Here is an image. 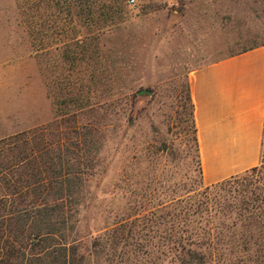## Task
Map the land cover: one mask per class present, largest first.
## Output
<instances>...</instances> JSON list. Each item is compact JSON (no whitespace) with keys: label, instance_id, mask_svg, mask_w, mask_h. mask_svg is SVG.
<instances>
[{"label":"rangeland","instance_id":"1","mask_svg":"<svg viewBox=\"0 0 264 264\" xmlns=\"http://www.w3.org/2000/svg\"><path fill=\"white\" fill-rule=\"evenodd\" d=\"M262 42L264 0H0V138L42 127L87 148L74 187L87 264H177L150 208L198 178L189 72ZM78 89L91 106L57 117L53 95ZM220 252L212 264H237Z\"/></svg>","mask_w":264,"mask_h":264},{"label":"trees","instance_id":"2","mask_svg":"<svg viewBox=\"0 0 264 264\" xmlns=\"http://www.w3.org/2000/svg\"><path fill=\"white\" fill-rule=\"evenodd\" d=\"M261 44L264 42L229 55ZM71 91L61 102L53 95L57 117L91 106L79 89ZM187 92L198 178L189 188L184 184L180 193L176 190L180 185L175 183L168 200L150 208L156 225H167L158 239L172 263L212 264L215 254L225 251L237 264H264V124L258 165L205 185L189 86ZM109 101L107 97L105 103ZM45 131L36 127L0 138V264L88 263L89 256L78 253L74 187L91 158L84 145L68 143L60 130L53 138ZM136 215L121 218L113 227L116 230ZM98 237L92 243L94 249ZM117 239L112 246L123 236Z\"/></svg>","mask_w":264,"mask_h":264},{"label":"crops","instance_id":"3","mask_svg":"<svg viewBox=\"0 0 264 264\" xmlns=\"http://www.w3.org/2000/svg\"><path fill=\"white\" fill-rule=\"evenodd\" d=\"M188 86L203 183L210 185L258 165L264 44L192 69Z\"/></svg>","mask_w":264,"mask_h":264},{"label":"water","instance_id":"4","mask_svg":"<svg viewBox=\"0 0 264 264\" xmlns=\"http://www.w3.org/2000/svg\"><path fill=\"white\" fill-rule=\"evenodd\" d=\"M142 93H149V91H148V90H140V91L138 92V94H142Z\"/></svg>","mask_w":264,"mask_h":264},{"label":"built area","instance_id":"5","mask_svg":"<svg viewBox=\"0 0 264 264\" xmlns=\"http://www.w3.org/2000/svg\"><path fill=\"white\" fill-rule=\"evenodd\" d=\"M128 2H129V3H133V2H134V0H128Z\"/></svg>","mask_w":264,"mask_h":264}]
</instances>
